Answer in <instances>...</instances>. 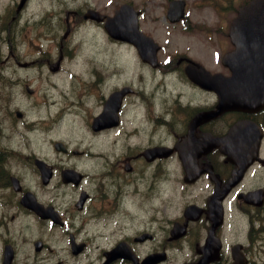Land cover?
Masks as SVG:
<instances>
[{"label": "flooded vegetation", "instance_id": "obj_1", "mask_svg": "<svg viewBox=\"0 0 264 264\" xmlns=\"http://www.w3.org/2000/svg\"><path fill=\"white\" fill-rule=\"evenodd\" d=\"M32 1L9 0L0 15L5 67L50 85L79 58V73L68 97L41 99L35 119L0 104V264L264 263V107L207 118L219 97L200 84L205 72L230 75L231 23L252 0L129 2L153 44L144 51L105 27L126 1L110 10L109 0H41L38 14L27 13ZM85 35L128 52L110 62L95 44L81 55ZM26 81L0 94L33 98Z\"/></svg>", "mask_w": 264, "mask_h": 264}, {"label": "water", "instance_id": "obj_2", "mask_svg": "<svg viewBox=\"0 0 264 264\" xmlns=\"http://www.w3.org/2000/svg\"><path fill=\"white\" fill-rule=\"evenodd\" d=\"M136 16L132 6L122 5L113 17L106 20L105 27L113 39L129 42L139 50H149L152 41L138 31ZM230 36L236 50L226 54L223 62L231 75L223 77L218 74L211 77L205 72V79L202 78L205 87L217 90L220 99L218 111L207 113V118L225 110L250 111L264 106V0H253L238 10L231 24ZM155 50L156 47L152 48V54L149 55L151 61L155 59ZM195 80H199L197 75ZM216 80L217 89L214 86ZM154 152L156 150L151 151ZM22 202L26 207L41 212L42 207L35 200L25 196ZM221 215L220 207L217 212L219 220ZM212 219L214 221L215 218Z\"/></svg>", "mask_w": 264, "mask_h": 264}, {"label": "rangeland", "instance_id": "obj_3", "mask_svg": "<svg viewBox=\"0 0 264 264\" xmlns=\"http://www.w3.org/2000/svg\"><path fill=\"white\" fill-rule=\"evenodd\" d=\"M64 1H68V0H64ZM121 1H129L132 2L133 4H138L139 1H145V0H109L110 10L114 6L120 4ZM147 1H149V3H147L149 7L151 6L152 3L155 2V0H147ZM8 4H9V0H0V15L1 14L3 15L6 12L7 9L6 7ZM46 4H48V2L45 3V5ZM41 9H42L41 0H33L29 5V10L27 13L33 12L35 14H38L41 11ZM151 14L152 12H149L148 16H150ZM2 37L4 38V35H2ZM33 42L34 44L39 45L37 40H33ZM45 44H47V41H45ZM95 44H98V47H102L104 49V50L102 49L103 54L107 50L108 55L110 56V62H112L113 59H115V55H118V53L122 55V54H127L128 52L126 48L113 46V44L108 43V41H105L104 39L95 42L93 38L86 35L83 38H78L74 46L75 45H78V47L81 46L82 47L81 55H85L89 52L90 49H92V47L95 48L94 47ZM6 51H7V47L0 39V92L1 93L4 92L2 89L5 88L4 85H7V83H9V85H12L13 81L22 82L23 79H27L26 82H28L29 87L33 89L35 96L33 98H27L29 96L26 93L19 94L20 91L17 90V95L13 96V99L6 100V98L3 96L5 94L3 93L0 94V104L2 103V105L8 106L11 110L18 107L19 109L21 108L25 111L24 108H26L27 109L26 112L28 116H30L31 119H35L37 116L43 113L44 104L41 99H43L46 96V94L50 96V99H53L54 101L61 100L64 97V95L67 97L69 96V92H70L69 83H71L72 81L71 78H73V75L69 73L70 72L76 74L79 73L76 70L78 66L79 58L73 61L70 58L67 59L64 63L65 72L62 73L61 75L45 78L44 80L51 82V84L49 85L42 82L41 79L38 78V74L36 73H28V72L14 73L11 69L10 70L7 69L5 66H9V65L7 62H5ZM123 60L124 59L120 60L122 64H123ZM43 77H46V74H44ZM43 92L46 94H43ZM60 92H63V95L59 94ZM31 105L32 108L30 107ZM61 128H63L64 133H66V127L63 125ZM60 134H63V132H61ZM15 137H16V141H14V143L17 145L20 143L22 145L23 139L18 135H15ZM8 139L9 141H11L10 138ZM30 144L34 146L36 145V143L33 141L30 142ZM259 264H264V263L259 262Z\"/></svg>", "mask_w": 264, "mask_h": 264}, {"label": "trees", "instance_id": "obj_4", "mask_svg": "<svg viewBox=\"0 0 264 264\" xmlns=\"http://www.w3.org/2000/svg\"><path fill=\"white\" fill-rule=\"evenodd\" d=\"M0 172H1V169H0Z\"/></svg>", "mask_w": 264, "mask_h": 264}, {"label": "bare ground", "instance_id": "obj_5", "mask_svg": "<svg viewBox=\"0 0 264 264\" xmlns=\"http://www.w3.org/2000/svg\"><path fill=\"white\" fill-rule=\"evenodd\" d=\"M2 153V152H1Z\"/></svg>", "mask_w": 264, "mask_h": 264}]
</instances>
